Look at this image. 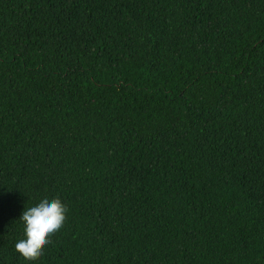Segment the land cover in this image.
I'll use <instances>...</instances> for the list:
<instances>
[{"label": "trees", "instance_id": "1", "mask_svg": "<svg viewBox=\"0 0 264 264\" xmlns=\"http://www.w3.org/2000/svg\"><path fill=\"white\" fill-rule=\"evenodd\" d=\"M0 264H264V0H0Z\"/></svg>", "mask_w": 264, "mask_h": 264}, {"label": "clouds", "instance_id": "2", "mask_svg": "<svg viewBox=\"0 0 264 264\" xmlns=\"http://www.w3.org/2000/svg\"><path fill=\"white\" fill-rule=\"evenodd\" d=\"M67 208L59 198H41L35 205L23 209L19 220L23 225V238L15 244V251L25 260H34L43 254L50 243L49 237L61 229Z\"/></svg>", "mask_w": 264, "mask_h": 264}]
</instances>
